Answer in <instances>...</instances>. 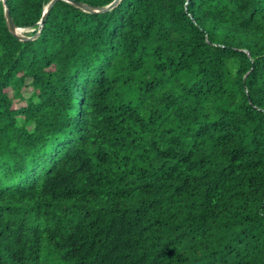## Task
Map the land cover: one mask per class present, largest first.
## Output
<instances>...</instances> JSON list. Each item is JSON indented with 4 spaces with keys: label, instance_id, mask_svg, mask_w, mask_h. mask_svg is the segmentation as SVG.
I'll return each mask as SVG.
<instances>
[{
    "label": "trees",
    "instance_id": "16d2710c",
    "mask_svg": "<svg viewBox=\"0 0 264 264\" xmlns=\"http://www.w3.org/2000/svg\"><path fill=\"white\" fill-rule=\"evenodd\" d=\"M0 264H264V0H0Z\"/></svg>",
    "mask_w": 264,
    "mask_h": 264
},
{
    "label": "water",
    "instance_id": "95a60500",
    "mask_svg": "<svg viewBox=\"0 0 264 264\" xmlns=\"http://www.w3.org/2000/svg\"><path fill=\"white\" fill-rule=\"evenodd\" d=\"M3 1V5H4V14H5V18H6V22H7V26L9 28V30L11 31V33H13L17 38H20V39H29V38H32L34 36H36L43 23H44V20H45V17H46V13L48 11V9L52 6V4L56 1V0H50L45 6H44V9H43V12H42V15H41V18L40 20L37 22V31L34 35H31V36H28L26 34H24L22 31H18V28H22L23 27H20V26H16L11 15H10V12H9V8H8V5L6 4V0H2ZM67 1H70L74 4H76L77 6L81 7L82 9L86 10V11H91V12H101V11H106V10H109L111 9L112 7H114L118 2L119 0H112L111 2H109L108 4L106 5H102V6H93V5H89V4H86V3H83L81 1H76V0H67Z\"/></svg>",
    "mask_w": 264,
    "mask_h": 264
},
{
    "label": "rangeland",
    "instance_id": "374dc122",
    "mask_svg": "<svg viewBox=\"0 0 264 264\" xmlns=\"http://www.w3.org/2000/svg\"><path fill=\"white\" fill-rule=\"evenodd\" d=\"M27 31H28V30H25L24 32H26V33H27ZM24 94H25V95H27V92H26V90L24 91ZM14 103H15V104H14L15 106H17V105H19V104H20V102H19V101H18V102H17V101H15Z\"/></svg>",
    "mask_w": 264,
    "mask_h": 264
},
{
    "label": "bare ground",
    "instance_id": "6f19581e",
    "mask_svg": "<svg viewBox=\"0 0 264 264\" xmlns=\"http://www.w3.org/2000/svg\"><path fill=\"white\" fill-rule=\"evenodd\" d=\"M25 29H26V28H23V29H22V28H18V31H22V32H24Z\"/></svg>",
    "mask_w": 264,
    "mask_h": 264
}]
</instances>
